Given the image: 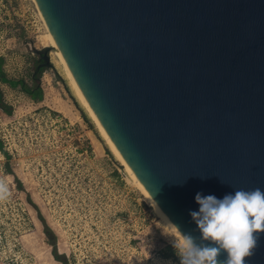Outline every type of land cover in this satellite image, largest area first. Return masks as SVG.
Listing matches in <instances>:
<instances>
[{
	"label": "water",
	"instance_id": "water-1",
	"mask_svg": "<svg viewBox=\"0 0 264 264\" xmlns=\"http://www.w3.org/2000/svg\"><path fill=\"white\" fill-rule=\"evenodd\" d=\"M35 1L91 109L180 232L196 229L197 192L264 189V0ZM47 50L33 48L34 73ZM259 233L246 264H264Z\"/></svg>",
	"mask_w": 264,
	"mask_h": 264
},
{
	"label": "rangeland",
	"instance_id": "rangeland-1",
	"mask_svg": "<svg viewBox=\"0 0 264 264\" xmlns=\"http://www.w3.org/2000/svg\"><path fill=\"white\" fill-rule=\"evenodd\" d=\"M46 28L33 0H0V57L8 78L30 76ZM47 47L40 101L0 82V264H180L175 234L146 202L79 102ZM20 182V183H19ZM20 185V186H19ZM36 206V208H35ZM43 218V221L39 219Z\"/></svg>",
	"mask_w": 264,
	"mask_h": 264
},
{
	"label": "clouds",
	"instance_id": "clouds-1",
	"mask_svg": "<svg viewBox=\"0 0 264 264\" xmlns=\"http://www.w3.org/2000/svg\"><path fill=\"white\" fill-rule=\"evenodd\" d=\"M194 199L198 209L189 211L196 229L171 241L180 264H246L264 229V189L236 188L222 197L197 192Z\"/></svg>",
	"mask_w": 264,
	"mask_h": 264
},
{
	"label": "bare ground",
	"instance_id": "bare-ground-1",
	"mask_svg": "<svg viewBox=\"0 0 264 264\" xmlns=\"http://www.w3.org/2000/svg\"><path fill=\"white\" fill-rule=\"evenodd\" d=\"M35 2V4L37 5L36 1L33 0ZM38 8V6H37ZM39 14L43 20V23L45 25L46 28V33L44 35L45 39H44V46L48 45L51 46L53 48V52L59 57V59L61 60L66 73L68 75V78L70 80V83L72 84L76 96L79 100V102L81 103V105L84 107V109L86 110L87 114L90 116V118L92 119V121L94 122L95 126L97 127L100 135L102 136V138L105 140L106 145L108 146V148L111 150V152L116 156V158L120 161V163L122 165H124L125 169L127 170V172L129 173V175L131 176V178L133 179L134 183L136 184V186L138 187V189L140 190V192L143 194L144 199L146 200V202H148V204L150 206H152L154 213L163 221V224L165 223L166 226H168L172 232L175 234V236H179L181 234V232L175 227V225L169 220V218L162 212V210L159 208V206L157 205V203L151 198V196L149 195V193L147 192V190L144 188V186L141 184V182L138 180V178L136 177V175L134 174V172L131 170V168L129 167V165L127 164V162L124 160L123 156L121 155V153L119 152V150L116 148V146L114 145V143L112 142L111 138L109 137V135L107 134V132L105 131V129L103 128L102 124L100 123L99 119L97 118L96 114L94 113V111L91 109L87 99L85 98L83 92L81 91V89L79 88L74 76L72 75L63 55L61 54V51L59 50L57 43L55 42V39L53 38L49 27L41 13V11L39 10Z\"/></svg>",
	"mask_w": 264,
	"mask_h": 264
},
{
	"label": "trees",
	"instance_id": "trees-1",
	"mask_svg": "<svg viewBox=\"0 0 264 264\" xmlns=\"http://www.w3.org/2000/svg\"><path fill=\"white\" fill-rule=\"evenodd\" d=\"M1 61H2V57H0V82L7 84L11 88L19 87L23 92H25L34 101H40L42 99L43 90L39 84V78L42 72L44 71V67H40L35 73H32V75L30 76L31 84L27 85L26 82L22 78H8L5 75V72L1 66ZM0 109L6 114H10L12 112V106L11 104L7 103L6 100L4 99L1 88H0ZM0 149L2 150L1 141H0ZM2 153L6 157L8 156L5 150H2ZM39 219L43 221V218H41V216H39ZM44 233L50 239L49 244L52 246V255L55 258V260L60 261L62 264H66L64 255L56 251L55 241L54 239L52 240V231L46 225L44 227Z\"/></svg>",
	"mask_w": 264,
	"mask_h": 264
}]
</instances>
